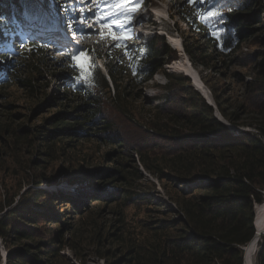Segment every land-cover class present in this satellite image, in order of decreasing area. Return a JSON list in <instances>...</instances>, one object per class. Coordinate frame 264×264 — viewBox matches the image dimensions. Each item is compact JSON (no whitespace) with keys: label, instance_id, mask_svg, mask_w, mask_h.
I'll return each instance as SVG.
<instances>
[{"label":"trees","instance_id":"trees-1","mask_svg":"<svg viewBox=\"0 0 264 264\" xmlns=\"http://www.w3.org/2000/svg\"><path fill=\"white\" fill-rule=\"evenodd\" d=\"M37 1L0 0V84L9 80L17 57L19 76L15 84L31 95L36 93L35 83L43 77L48 62L44 49L30 41V35L26 38L16 34L13 21L24 25L26 13L40 14ZM118 3L120 0H114L113 5ZM188 6L189 13H183V19L191 33L199 37L184 44L187 56L197 68L213 70L221 63L228 69L248 70L251 80L246 82V100L242 104L233 109L229 106L228 112L219 94L213 93L219 111L230 125L239 126L242 115H253L255 123L249 126L256 132L234 134L229 125L215 117L213 106L194 89L189 78L166 73L175 87L166 94L165 102L158 109L175 127L170 132L173 134L163 136L168 139L169 157H163L158 165L149 164L146 153L157 142L131 146L126 143L107 120L105 101L100 95L107 93L110 101L124 104L125 97L131 94L120 83L127 79L133 89L144 87L165 66L178 60L177 51L164 36H156L142 48L131 51L129 55L133 58L127 56V63L109 55L107 76L98 65L102 54L83 44L78 46V51L68 55L67 63L64 62L74 76V80H65V85L73 97L89 102L88 106L80 107L88 110L83 116L75 115L73 112L78 106L72 112H60L51 118L50 127L55 129L35 134L39 140L38 153L52 157L58 150L76 149L80 143L97 138L105 147H111L106 159L114 165L78 181L77 177L71 179L69 184L75 185V194L30 189L23 194L18 206L0 217V239L7 249L6 264H70L64 251L80 253L82 249V233L75 219L84 214L83 206L95 201L109 207L122 202L119 206L122 208L145 206L149 214L157 215L143 223L139 234H133L126 227L123 209L118 212L116 222L95 229L94 249L107 264H243V247L256 234L255 206L264 203V50L240 54L251 39L264 45V39L257 38L262 31L258 25H264V5L261 0H205ZM217 9L223 13L218 20L205 24L199 19L204 12ZM213 33L221 37L223 49ZM16 39L19 51L14 46ZM81 50L86 51L96 68L91 86L77 84L75 79L80 73L73 67L72 56ZM233 73L237 82H244L241 73ZM170 87L169 84L165 88ZM70 92L65 94L68 101ZM136 155L146 171L169 182V201L173 206H163L149 192L132 189L145 178L137 166ZM60 201L69 204L71 209L59 212L56 205ZM256 264H264V236L256 253Z\"/></svg>","mask_w":264,"mask_h":264},{"label":"rangeland","instance_id":"rangeland-1","mask_svg":"<svg viewBox=\"0 0 264 264\" xmlns=\"http://www.w3.org/2000/svg\"><path fill=\"white\" fill-rule=\"evenodd\" d=\"M264 5V0H261ZM84 5H78L77 11L73 13V0H38L41 7L40 15L45 20V26L33 28L30 30V41L39 43L45 51L47 66L44 67L43 77L35 83L36 93L31 95L24 89L15 84V79L19 76L16 72L17 60H14L13 69L10 70L9 80L0 84V217L11 208L18 206L23 194L31 191L48 190L53 193L61 192L73 194L75 185H71L70 180L77 177V181L88 176L94 171L113 166L108 164L106 152L111 147H105L97 138L80 143L76 149L66 147L63 151L58 150L52 157H44L38 153L40 150L37 135L46 133L50 128V119L60 112H72L74 108L79 109L73 112L75 115L83 116L88 109L81 110L80 107L88 106L84 98L73 97V93L68 91L65 80H74L72 70L66 65L69 57L74 53L75 46L83 44L85 47H91L102 54V59L98 61L100 70L108 76L109 62L111 56H118V61L128 62L123 49H117L110 36L102 38L100 34L94 33L88 35L91 29L84 30V26L79 23V9L84 7L85 19L94 13H88L87 8L95 5L90 0H79ZM69 3L68 12L62 10L61 5ZM114 0H108V6L113 11ZM187 0H144L142 7L137 11L132 25L133 31L139 38H133L130 41L132 52L143 47L145 43L153 40L156 36H164L166 42L177 51L178 60L164 67L153 80L144 87L135 88L128 86V80L124 79L120 84L127 87L131 97H125L124 104L112 102L107 93H103L101 99L105 101V113L107 120L114 125V129L119 131L120 137L130 146L142 142L152 143L148 151V163L158 165L163 157H169V150L166 147L168 139L164 135H170L175 127L174 123L159 112V107L165 102V97L171 89L175 87L169 82L166 73L181 74L182 66H190L189 75L193 77L195 84L190 80L194 89L206 97V102H210L214 108V115L217 119L230 126L234 133L256 132V129L249 126L255 123V116L242 115L239 126L230 125L219 111L214 91L219 94L222 100L223 108L229 106L231 109L242 104L245 99L246 82L251 80L248 70L239 67L226 68L224 64L219 63L216 69L206 70L203 67H194L187 56L184 44L192 42V39L199 34H193L190 27L183 19V13H189ZM8 15L9 11L7 10ZM69 18L76 21L70 29L68 27ZM264 21V13L262 15ZM25 30L27 22L24 21ZM262 31L258 32L257 38L264 39V25H258ZM82 39V41H81ZM176 39V40H175ZM17 51L20 45L19 40L14 41ZM203 43V40L201 41ZM255 42L254 39L248 41L241 51V54L254 52L255 50H264V45ZM179 43V44H178ZM177 45V46H176ZM181 47V48H180ZM76 52V51H75ZM70 55V56H68ZM186 58V59H185ZM188 61V62H187ZM66 62V63H64ZM184 63V64H183ZM190 63V64H189ZM181 67V68H180ZM19 71V70H18ZM233 72L241 73L245 78L244 82H237L233 77ZM185 76V75H184ZM109 80V79H108ZM110 87L113 95V85L110 81ZM171 85L170 89L165 87ZM201 87L202 90H199ZM70 92L68 101L65 94ZM75 96V95H74ZM58 99V100H56ZM230 102V103H229ZM55 129V128H54ZM23 131V133H21ZM15 132V134H12ZM95 134L96 131H92ZM36 134V136H35ZM153 144V143H152ZM157 146V147H156ZM159 146V147H158ZM69 149V150H68ZM68 150V151H67ZM137 166L145 177L143 180L135 183L133 190L149 192L156 202H161L163 206H173L169 201L171 186L164 178L153 172H148L139 162V156L136 155ZM161 165H165L162 162ZM39 167H42L39 169ZM41 186L36 183L40 182ZM75 194V193H74ZM26 195V194H25ZM96 202V201H95ZM92 202L89 206H83L84 214L76 217V223L80 227L81 252L74 253L66 249L64 253L70 259V264H107L105 260L100 259L93 246V233L99 226L110 225L119 218L118 212L122 211L126 220V227L134 234H139L145 221L154 219L156 214H149L145 206L129 205L127 207L104 206V203ZM9 204L11 206L9 207ZM258 229L264 224V203L257 205ZM59 208V209H58ZM56 209L62 212L64 209H71L69 204H63L60 201ZM252 260L256 264V249L253 248ZM7 253L5 244L0 239V257ZM82 257L79 260L76 256ZM246 254H248L246 250Z\"/></svg>","mask_w":264,"mask_h":264},{"label":"snow or ice","instance_id":"snow-or-ice-1","mask_svg":"<svg viewBox=\"0 0 264 264\" xmlns=\"http://www.w3.org/2000/svg\"><path fill=\"white\" fill-rule=\"evenodd\" d=\"M189 4L196 5L197 3H203L205 0H187ZM91 4H94V9L88 7V13H94L89 15L85 19V9L81 7L79 9L80 17L79 23L84 26V30L91 29V32H88V35L98 33L103 38L105 36V29L107 30V35L115 41L114 46L117 49H123L124 55L129 56V59L133 57L129 55L132 51L130 46V41L133 38H139L137 34L133 31L132 25L134 22V17L141 4L144 3V0H120V3L112 5V7L119 9V11H112L108 6V0H90ZM64 12H68L70 9V4L65 3L61 5ZM71 11L75 13L76 8H71ZM223 16V13L220 10H210L206 11L203 14L199 15L205 24H210L213 20H218ZM118 17V18H117ZM2 19V18H0ZM25 20L27 21V29L25 26L19 24L16 21H13L16 27V34H19L23 37H28L30 35V30L33 28H40L45 26V20L41 17L39 13L25 14ZM76 21L69 18L68 27L71 29ZM214 38L218 42V46L223 49V44L220 43L221 37L213 33ZM11 47V45H9ZM110 55V54H109ZM74 61L73 67L79 70V75L75 78L77 84L83 83L91 86L92 81L95 79L96 68L95 65L91 62L90 56L87 55L86 51H79L77 55L72 56Z\"/></svg>","mask_w":264,"mask_h":264},{"label":"water","instance_id":"water-1","mask_svg":"<svg viewBox=\"0 0 264 264\" xmlns=\"http://www.w3.org/2000/svg\"><path fill=\"white\" fill-rule=\"evenodd\" d=\"M186 77L189 78L193 82V84H195L192 76L186 75ZM196 90H197V88H196ZM200 94L203 95L201 92H200ZM204 98L206 99L205 96H204ZM208 104L211 105V106H213L210 102H208ZM254 215H255V218H254V226H255V229H256V234H255L254 238L251 240V242L247 244V246H249L250 244H254L256 246H259V243L261 241V238H262V236H264V231L260 232L259 229H258V218H259V216H258V212H257V207L256 206H255ZM245 249L246 248L243 247V251H244V261H243V264H246V260H247V254L245 252L246 251ZM256 252H257V250H256ZM6 261H7V253L4 254V256L2 255L1 264H6Z\"/></svg>","mask_w":264,"mask_h":264},{"label":"bare ground","instance_id":"bare-ground-1","mask_svg":"<svg viewBox=\"0 0 264 264\" xmlns=\"http://www.w3.org/2000/svg\"><path fill=\"white\" fill-rule=\"evenodd\" d=\"M176 40V39H175ZM179 44V43H178ZM177 46V45H176ZM181 48V47H180ZM186 59V58H185ZM188 62V61H187ZM184 64V63H183ZM190 64V63H189ZM181 68V67H180ZM189 69H190V66L188 65V66H182V71H180V72H182V73H184L183 75H189V73H190V71H189ZM190 70H192V69H190ZM199 90H202L201 89V87H200V89ZM259 231L260 232H262V231H264V224L263 225H260L259 226ZM253 246H255L254 244H250L249 246H245L244 248H246L245 250H247V252H248V254H247V260H246V264H251V263H253V260H252V255H253ZM257 250V249H256ZM246 252V251H245Z\"/></svg>","mask_w":264,"mask_h":264}]
</instances>
